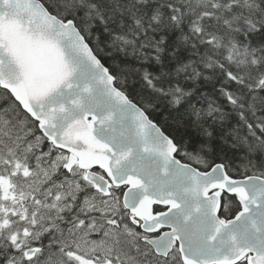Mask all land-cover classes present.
<instances>
[{
    "label": "trees",
    "instance_id": "1",
    "mask_svg": "<svg viewBox=\"0 0 264 264\" xmlns=\"http://www.w3.org/2000/svg\"><path fill=\"white\" fill-rule=\"evenodd\" d=\"M41 1L75 22L116 85L174 140L180 160L201 171L223 164L238 179L264 177V0ZM52 147L38 121L0 84V160L14 151L16 162L21 156L33 164L38 155L52 171L51 159L42 154ZM59 167L62 181L53 191L75 172L95 191L79 166L72 174ZM79 197L63 200L58 218L55 212L45 216L57 224L34 229L29 240L20 216L0 220V264H83L72 255L78 235L69 225L82 203L90 207ZM240 210L238 198L225 193L221 215L230 219ZM127 224L136 235L112 224L106 229L111 231L102 228L106 241L95 240L111 249L115 264H184L178 249L170 263L144 241L141 228L129 218ZM103 225L92 219L82 231ZM79 240L87 242L84 235ZM29 243L41 248L32 257L26 254Z\"/></svg>",
    "mask_w": 264,
    "mask_h": 264
},
{
    "label": "water",
    "instance_id": "2",
    "mask_svg": "<svg viewBox=\"0 0 264 264\" xmlns=\"http://www.w3.org/2000/svg\"><path fill=\"white\" fill-rule=\"evenodd\" d=\"M0 84L71 153L69 169L78 162L101 192L128 185L125 205L144 231L168 228L146 239L157 254L178 243L184 264H264V177L180 160L174 140L116 85L73 20L41 0H0ZM225 193L241 203L230 219L221 215ZM155 205L167 210L154 213Z\"/></svg>",
    "mask_w": 264,
    "mask_h": 264
},
{
    "label": "flooded vegetation",
    "instance_id": "3",
    "mask_svg": "<svg viewBox=\"0 0 264 264\" xmlns=\"http://www.w3.org/2000/svg\"><path fill=\"white\" fill-rule=\"evenodd\" d=\"M42 152V154L45 153L44 159H51L50 161L53 166L52 171L44 169L43 162L45 161L41 160L38 155L34 157L36 160L33 164L28 163L27 158L22 159L18 156L17 158H19V161L16 162V155H14V151L8 153L7 159L0 160V171L3 170L6 174L5 176H7L10 181L7 189L8 199L6 198L4 201V197H2L1 194L0 203L4 204L5 202L7 208L13 209L12 214H0V220H15V217L20 216L22 220L25 221L23 230L26 235L25 237L28 240L29 238L31 239L34 229L39 228L41 230L44 229V227L56 225V219H49L45 216H50L53 212H55L58 214L55 217L58 218L61 213L60 206L62 201L69 200L70 202L73 200L72 198H74L75 195H79L81 201H84L86 204L88 200V206H90L86 209V207H82V203L80 211L77 213V210H75L76 215L75 220L73 221L78 220V222L73 223L72 221L69 223L70 228L73 230L72 232H76L78 235L74 245L75 251L72 252V255H74L77 260L81 261L83 264H102L99 262L100 258H103V260L107 261L108 264H115L111 259L114 256L111 252H102L98 250L95 253L92 251L91 254H89L86 249L89 246V244H86L87 242L91 243V241H95L96 239L105 240L107 238L106 232L103 231V229H108V225L116 224V226L125 234L129 233L130 235H136L134 230L127 224V218H129L132 223L134 222L133 225L142 229V233L144 234L143 239L146 243H148V241H146L145 238L160 236L166 231L167 228L162 227L149 233L144 232L142 222L140 220L135 222L132 219L131 214L128 213V210L122 201L125 189L122 191L121 188L124 186H112L109 192L98 191L94 185L87 181L86 172L84 173V180L90 183L95 191H89L88 187H86L82 180L78 178L77 173L73 179L69 181L71 183H67L65 186H62L63 189L56 188L53 191L54 184L62 181L59 166H62L63 162L56 164V155L57 153H60L61 150L56 147H52L48 150V152ZM31 167H35L36 171ZM74 169L77 170L76 168ZM53 170L54 175L52 177L51 174H53ZM69 172L70 174L74 173L73 171ZM43 178H45L44 181H42ZM24 189L26 191H20ZM66 191L68 192L67 195H65ZM70 207L74 208V204H71ZM166 209V207H161V209L156 210V212H164ZM0 211H2L1 208ZM92 219L102 222L105 225L100 227V229L96 232L92 231L88 234L84 233L82 230L90 224ZM106 231L111 230L109 229ZM81 235H84V237L87 238V242L83 243L82 240H79ZM29 245H31V243H29L28 246ZM30 247L36 249L37 252L41 249L38 246H29L26 249V252L30 249ZM176 248H179L178 244L175 249ZM121 257L124 258L123 256ZM169 260L170 263H172V259Z\"/></svg>",
    "mask_w": 264,
    "mask_h": 264
},
{
    "label": "rangeland",
    "instance_id": "4",
    "mask_svg": "<svg viewBox=\"0 0 264 264\" xmlns=\"http://www.w3.org/2000/svg\"><path fill=\"white\" fill-rule=\"evenodd\" d=\"M57 155L58 156H57V162H56V164H59L60 162H63V161L66 160V155H65L64 151H62L60 153H57ZM31 168H34L35 169V167H31ZM35 171H36V169H35ZM75 174H76V172H75ZM5 175L6 174L4 173L3 170L0 171V196L2 194V197H4V201H5L6 198L8 199L7 189H8L9 183H10L8 177L5 176ZM69 183H71V182H69ZM20 191L21 192H24L26 190L24 189V190H20ZM122 201H123V197H122ZM0 208L2 209V211H0V214H4V213H6V214H8V213L12 214V212H13V209L6 207L5 202H4V204L0 203ZM4 222H7V221H4ZM167 230L168 229H166V231ZM86 244H89V246L86 248L87 249V253H89V254H91L92 251L95 253L98 250L99 251H102V252H105V251L110 252L111 251V249L109 250V248H107L105 246V243L98 245L96 241H91V243L90 242H87ZM169 259H172L171 262L174 261V257L173 256H171ZM99 262L102 263V264H108L107 261L103 260V258H100L99 259ZM169 262H170V260H169Z\"/></svg>",
    "mask_w": 264,
    "mask_h": 264
}]
</instances>
